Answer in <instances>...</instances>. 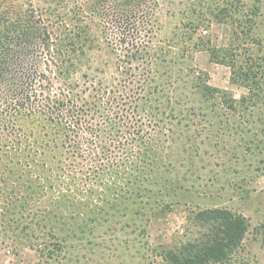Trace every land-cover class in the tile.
I'll return each instance as SVG.
<instances>
[{
    "label": "rangeland",
    "instance_id": "1",
    "mask_svg": "<svg viewBox=\"0 0 264 264\" xmlns=\"http://www.w3.org/2000/svg\"><path fill=\"white\" fill-rule=\"evenodd\" d=\"M32 12L67 22L56 35L82 90L146 76L143 131L114 169L45 148L39 126L30 150L1 131L0 264H179L217 210L248 234L197 264H264V0H0L14 22Z\"/></svg>",
    "mask_w": 264,
    "mask_h": 264
},
{
    "label": "trees",
    "instance_id": "2",
    "mask_svg": "<svg viewBox=\"0 0 264 264\" xmlns=\"http://www.w3.org/2000/svg\"><path fill=\"white\" fill-rule=\"evenodd\" d=\"M7 14H0V132L6 133L7 145L11 143L16 151L34 148L39 145L34 127L39 126L45 131L40 135L45 148L60 146L83 166L105 167L106 163L114 169L118 152L134 146L143 131L138 117L143 112L146 76L121 73L124 79L116 84L93 81L82 90L81 83L67 75L73 54L63 50L67 45L56 35L59 28L69 31L67 22L54 30V23L37 20L33 12L18 22ZM136 60L149 62L134 55L123 59L129 64ZM127 105L134 106L132 113L125 109ZM198 218L210 224V230L204 243L184 248L191 255L179 264H197L201 258L224 261L248 234L244 220L227 210L203 212ZM256 234L262 236L264 250V224Z\"/></svg>",
    "mask_w": 264,
    "mask_h": 264
}]
</instances>
